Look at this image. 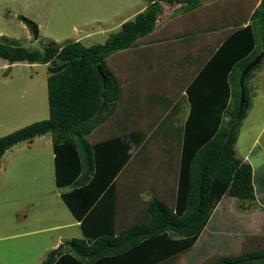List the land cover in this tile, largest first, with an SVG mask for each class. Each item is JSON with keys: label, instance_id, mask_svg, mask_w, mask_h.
<instances>
[{"label": "trees", "instance_id": "obj_1", "mask_svg": "<svg viewBox=\"0 0 264 264\" xmlns=\"http://www.w3.org/2000/svg\"><path fill=\"white\" fill-rule=\"evenodd\" d=\"M203 3L204 0H150L132 19L109 33L104 42L89 46L77 40L63 46L47 43L41 50L0 39V58L10 64L50 65L49 118L0 137V159L11 147L50 133L56 181L59 186L71 187L62 198L81 220L84 235L52 249L42 264H171L197 243L225 195L256 200L253 167L238 155L236 142L252 101L247 84L264 61L263 58L244 79L245 103L239 113L241 72L264 52V0L251 12L242 9V19L249 17L250 24L243 28L241 23L234 24L240 31H254V48H239L229 62L225 72L228 92L220 93L218 105L222 108L212 125L195 133L190 127L191 118L180 132L150 136L152 139L155 134L156 138L162 135L166 142L172 137L182 139L184 133L185 152L180 168L183 188L177 197L164 195L162 188L154 189V182L142 179L141 172L133 191L132 185L122 184L118 175L134 148L115 147L114 157L102 163V148L108 143L131 139L130 145L135 147L143 132L121 131L101 141L88 139L96 128L110 121L122 95V77L108 65L107 58L134 48L139 39L148 37L156 29L165 6H174L175 14H187ZM245 3L248 6L250 2ZM18 18L29 28L32 38L38 39L39 25L24 15ZM224 49L219 48L220 52ZM187 90L192 94L190 86ZM229 95L232 100L228 103ZM148 184L153 187L152 195L137 200L150 187ZM135 212V219L130 218ZM247 239L242 252L217 256L202 264H264V242L255 244L253 237Z\"/></svg>", "mask_w": 264, "mask_h": 264}, {"label": "rangeland", "instance_id": "obj_2", "mask_svg": "<svg viewBox=\"0 0 264 264\" xmlns=\"http://www.w3.org/2000/svg\"><path fill=\"white\" fill-rule=\"evenodd\" d=\"M149 1L0 0V39L41 50L47 43L63 46L77 40L89 46L104 42L109 33L118 30L124 21L132 19ZM243 1L250 2L247 12H251L258 2V0ZM243 1L237 2L242 4ZM207 4L208 2L204 4L201 11L205 10L207 13ZM232 7L234 8L235 5ZM226 8L219 2L216 12H223ZM227 10L233 11L230 7ZM18 15H24L39 25L38 39L32 38L29 28L18 18ZM185 18L184 21L187 20ZM181 22L183 23L182 18ZM182 38L184 37L163 40L159 45L149 41L145 48H192L189 36L186 37L188 41H181ZM177 40L181 42L178 43ZM173 42L178 43V47L173 45ZM183 43L190 46H184ZM139 45L140 43L137 42L134 48H144V45ZM122 59L121 53L107 58L108 65L117 75L120 74L117 70L119 63H126ZM163 61L165 63H161L158 67L162 68L160 73L165 74L161 75V78L168 82L172 71L168 69L170 66L167 56L163 57ZM155 69L157 70V67ZM49 74V64L25 62L10 64L0 58V137L35 121L49 118L47 85ZM250 79L247 86L252 99ZM144 96V94L140 95L141 98ZM135 105L139 106L140 101H135ZM254 105L253 103V111L256 109ZM141 109L142 107L138 108L134 117L151 119L153 114L145 116L147 111ZM263 109L262 106L243 119L240 144H247L253 137L252 130L256 127L255 122L262 120ZM156 118L154 117V120ZM97 130L99 131V127L88 136L89 141L99 139ZM259 139L258 145L264 148V134L260 135ZM150 142L153 145H151L150 165L147 167V172L150 175L149 179H157L163 153L161 148L164 144L162 140L156 141V134ZM262 154L264 155L263 152ZM261 169L264 170V163ZM54 175V152L50 133L36 137L32 142L24 141L11 147L0 159V264H42L52 249L63 244L59 243L54 247L58 236L66 240L84 236L61 196V192L68 188L57 187ZM146 189L145 198L149 194V188ZM255 201H257L255 205H258L259 201L264 205L263 200H257V195L256 200L252 202ZM240 209L242 206L240 203L237 206L234 199L224 200L218 207V213H215L216 210L213 213L214 217L208 226V230L211 231H207L204 235L202 233V237H199L200 241L171 264H202L207 259L217 256L236 255L245 248L240 246L245 237H253L256 240L255 244L263 243L264 211L254 214L256 212L244 213ZM251 210H254L253 205ZM130 215V218H134L136 212ZM207 240L211 242V250L203 252V249L210 244L209 242L204 244Z\"/></svg>", "mask_w": 264, "mask_h": 264}, {"label": "crops", "instance_id": "obj_3", "mask_svg": "<svg viewBox=\"0 0 264 264\" xmlns=\"http://www.w3.org/2000/svg\"><path fill=\"white\" fill-rule=\"evenodd\" d=\"M237 1L239 0H204L202 6H199L191 13L187 14H175L174 11L176 8L167 5L165 6L164 13L156 29L148 37L138 40L140 41V45H144V48H131L118 52L122 54V60L126 61L125 64L119 63L117 68L122 77V95L117 111L110 121L101 125L99 131L97 130L99 132V139L97 140L101 141L103 139H108L121 131L144 133V136L140 134L142 139L135 147L130 145L132 143L130 139L126 141H117L118 144L115 142L108 143V151L106 149L107 146L102 148L105 155L104 157L102 156L104 160L102 163L114 157L115 147L119 148L125 146L126 150L128 148H134L133 153L128 154V156L131 155L124 165L125 167L123 166V170L121 169L122 171L118 175L119 180L125 187L126 185L131 187L132 185V189L135 181L141 179L138 174V172H141V174H143L142 179L154 181L152 184L154 189H157V187L164 189V195L170 196L171 194L173 199L174 194L175 197H177L176 194L178 195L180 189L183 188V186H181L180 168L185 152L184 133L182 134V139L179 140L169 136L171 139L165 142L162 139V135L156 138V141L162 140L164 144L163 148H161L163 153L161 152V168L158 171L159 176L157 175V179H149L150 175L147 172V167L150 165L151 145H153V141L150 142L151 139L149 134H169V132H175V130L180 132L181 127H186L187 122H189L191 118L192 124H190V127L192 132L195 133L207 130V127H210L214 122V118L217 117L218 112L221 111L222 108L221 105H218L221 102L219 99L220 93L224 95V93L228 92L227 84L229 80L225 72L229 62L233 60L239 48H254V31H240L241 28L251 23L249 17L247 19H242L241 14L242 9L243 11L248 9L249 5L247 6V3H245L246 1L244 2L242 0L244 2L242 4ZM260 1L261 0H258L255 7ZM207 2L208 11L206 13L205 10L201 11V9ZM219 2L221 5L227 7L223 12H216V7L219 5ZM233 5H235L234 8L232 7ZM229 7L233 9V11L227 10ZM167 10L170 12H167ZM184 17H186V21H184ZM181 18L183 23L181 22ZM240 23L242 24L241 28L234 26V24ZM175 35L178 36L176 39L189 36L192 48H145L146 42L154 41L156 45H159L163 40L171 39L170 37H174ZM184 38H182L181 41L189 40ZM181 41L177 40L178 43ZM178 43L173 45L178 47ZM183 45L190 46V44L187 43H183ZM219 48L226 49L220 52ZM164 56H167L168 65L170 66L168 69L170 72L172 71L168 82H165L163 78H161V75L165 74L160 73V69L162 68L158 67L161 63H165V61H163ZM156 67L157 70L155 69ZM188 86L191 87L192 94L188 92ZM250 89L253 97L250 106L251 109H249L247 115L253 111V103L256 107L253 112L258 111L262 106L264 108V62L250 79ZM142 94L145 95L143 98L140 97ZM231 97L232 96L229 95L227 99L228 103L232 100ZM137 100L140 101L139 106L135 105V101ZM139 107H142L141 110L147 111L145 116L146 114H153L151 119L148 120L140 116L135 118L134 115L136 116ZM257 107H259L258 110ZM262 114V120L255 122L256 127L252 130L254 135L250 141L244 145L240 144L243 133L240 129L236 142L238 155L250 162L253 167L254 185L258 201H264V170L261 169V165L264 163V155L262 154V152L264 153V148L258 145L260 135L264 134V111H262ZM154 117L157 118L154 120ZM171 144H173L174 147H172ZM138 150L140 151L138 152ZM54 179L57 187L64 189L68 188V190L61 192V196L63 193L71 190V187L68 185L59 186L57 184L56 172ZM138 186L142 188L140 185ZM152 186L149 187L148 197H150L154 191ZM133 190L134 189H132V191ZM144 193L140 194L139 197L137 196L136 199H139V201L140 199H148V197L145 198ZM227 198L234 199V203L237 204V206L238 203H240L242 206L240 211L244 213L256 212L254 214H258L264 211V209H261L264 205L261 204L260 201L258 205H255L257 201L250 202L248 200L236 199L229 195H225L216 206V211L214 210L215 213H218V207ZM252 205L254 206V210H251ZM213 217L214 214L205 227L206 230L204 229L202 235L209 231L208 226ZM74 219L75 223L81 228V220L76 216H74ZM208 236H206V238ZM200 239L197 242H199ZM247 240L248 239L245 237L241 242V248L245 245ZM65 241L66 239L58 236L54 243V247ZM206 242L210 244L203 249V252L211 250L210 240L204 241V244ZM212 245L214 246V244ZM237 250L235 251L239 252Z\"/></svg>", "mask_w": 264, "mask_h": 264}, {"label": "water", "instance_id": "obj_4", "mask_svg": "<svg viewBox=\"0 0 264 264\" xmlns=\"http://www.w3.org/2000/svg\"><path fill=\"white\" fill-rule=\"evenodd\" d=\"M264 58V52L261 51L257 56L254 57L242 70L241 76H240V86H241V97H240V108L239 113L244 108L245 103V90H244V79L246 75L256 66L260 63V61ZM100 70V68H98Z\"/></svg>", "mask_w": 264, "mask_h": 264}]
</instances>
